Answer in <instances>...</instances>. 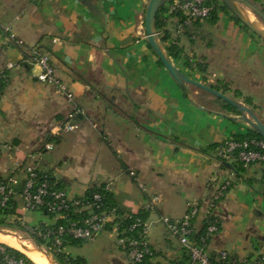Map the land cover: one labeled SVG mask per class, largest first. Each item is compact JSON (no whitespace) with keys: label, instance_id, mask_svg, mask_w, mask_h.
I'll return each mask as SVG.
<instances>
[{"label":"crops","instance_id":"0c3cea01","mask_svg":"<svg viewBox=\"0 0 264 264\" xmlns=\"http://www.w3.org/2000/svg\"><path fill=\"white\" fill-rule=\"evenodd\" d=\"M148 1L0 0V72L6 77L0 92V179L13 178L19 191L26 168L33 167L49 174L69 197L102 187L125 214L147 212L153 255L145 264H191L160 219L180 218L198 202V236L212 191L228 178L231 184L213 209L219 231L207 250L212 257L226 251L249 264L264 261V165L237 172L236 163L227 168L215 152L222 140L246 136L251 129L220 115L239 112L212 94L189 86L193 100L206 110L184 94L146 40ZM261 5L264 9V0ZM163 6L157 31L165 37V49L173 45L178 52L169 57L171 63L189 79L248 106L264 123V40L228 10H218L215 23L184 25ZM35 50L49 57L73 102L53 84L37 80L40 70L29 60ZM9 62L19 67L7 69ZM74 107L80 110L77 129L53 136L52 129ZM15 200L25 225L52 224L42 212L22 211L20 198ZM4 235L53 264L25 239L0 232ZM117 237L113 223L92 241L75 243L84 245L80 253L67 251L73 244L64 252L86 264H130Z\"/></svg>","mask_w":264,"mask_h":264},{"label":"built area","instance_id":"2783aa9c","mask_svg":"<svg viewBox=\"0 0 264 264\" xmlns=\"http://www.w3.org/2000/svg\"><path fill=\"white\" fill-rule=\"evenodd\" d=\"M217 1L220 2V0H169L166 4L171 12H180L186 17L185 24H190L192 21L202 22L206 20ZM16 44L22 45V42L16 40ZM29 60L40 70L36 76L39 82L53 84L65 95L68 101L73 102V95L67 90L66 85L55 76L46 54H42L38 50L32 51ZM18 67L19 64L10 62L7 64V69ZM3 82H6V77L0 72V92ZM79 114L80 110L74 107L68 114L67 120L52 129L53 136L58 137L63 133L75 131L78 127L77 116ZM45 147L51 149L53 143H48ZM215 152L221 163H236L243 167H248L254 163L264 165L263 139L226 138L218 143ZM25 173L26 176L19 191L16 190V182L13 178L0 179V206H4L14 196L20 198L22 211H39L49 215L53 221L52 224H45L43 227L23 226L32 239V236L41 239L40 247L44 248L43 253L54 258L55 253L63 252L64 248L61 249V246L65 238L82 242L92 241L105 224L114 219V213H96L94 211L100 206L101 197L99 194H94L90 201H84L83 198L79 197H69L62 190H53L46 177L36 183L37 170L35 168L27 167ZM129 175L134 180H138L134 171H130ZM230 184L231 181L228 178L223 179L212 191L204 209L203 231L197 239H194L193 236L195 234L194 219L201 207L198 202L192 203L180 218L163 216L160 219L167 234L176 239L188 254L191 264H249L248 259L233 256L226 251L219 252L212 259L207 250L210 238L219 231V224L213 215V209L222 199ZM140 187H142L141 184ZM154 200H157V197ZM151 204L147 205V210L151 208ZM71 213H77L78 216L72 219ZM149 228L150 223L147 219L141 221L137 218L128 227L129 232L140 229V233L136 237L125 238L118 231V244L123 249L130 264H142L146 257L152 256L153 250L147 240ZM0 253L3 254L0 264H25L23 258L5 253L2 246H0ZM254 264H264V261L255 260Z\"/></svg>","mask_w":264,"mask_h":264},{"label":"trees","instance_id":"16d2710c","mask_svg":"<svg viewBox=\"0 0 264 264\" xmlns=\"http://www.w3.org/2000/svg\"><path fill=\"white\" fill-rule=\"evenodd\" d=\"M252 1L262 8L261 0H252ZM165 10H166L165 6H162L159 9L158 13L156 14L155 25H156V29L158 31L163 26V19L161 16L165 12ZM218 10L227 11V9L222 5V3L217 1L216 5L214 6L213 10L210 13V16L206 20L209 21L210 23H215L217 20V11ZM172 14L177 16L180 23L186 25L185 24L186 17L183 16L180 12H172ZM231 17L234 19L235 22L240 23L233 15H231ZM206 20H204V21H206ZM197 23H200V22L196 20V21H192L190 24H197ZM243 27L245 29H248L245 26H243ZM162 41H165V37L162 38ZM18 46H21V45H18ZM166 50H167L169 57H176L178 55V52L176 51V48L173 45L167 47ZM30 55H31V52H30ZM197 67L199 70L204 71L202 64H200V63L197 64ZM4 84L5 83L3 82L2 88H3ZM246 102L248 103L249 101L246 100ZM225 104L227 106L231 107L229 104H227V103H225ZM232 138H235L238 140H242V139H246V138L263 139L261 136H259L257 133H255L252 130H250L249 134L246 136H234ZM235 167H236L237 172H239L241 169L244 168L241 164H236ZM44 177H46L48 179L50 187L53 190H61L57 186H55V184L52 181L49 174L38 171V170H37V178H36L37 181H36V183H39ZM94 194H99L101 197L99 208L94 209V211L96 213H100V212L114 213V219L112 220V222L106 223L104 228H107L114 223L117 225L118 231L120 233H122L121 236H123L125 238L136 237L138 235V233H140V229H136L133 232H129L128 227L137 218L141 221H145L147 219V212L146 211L138 212V213H134V214H125L122 210H120L118 208L113 196L107 190H105L102 187L93 188L91 190H88L82 197H79V198H83L84 201H90ZM16 205H17V202L15 200V197L13 196L7 201V203L4 206H0V216H1L0 217V225L6 226V227H13V226L18 227V226H24L25 225L24 223H22V219L20 218V215L17 214V212H16ZM42 213H44V212H42ZM83 214H84V212H83ZM45 215L49 216L48 214H45ZM70 216L73 219V218H76L78 216V214L77 213H71ZM39 227H43V225H39ZM198 236H199V234H198ZM198 236H193V238L197 239ZM32 237H33L34 241H36L37 244L40 245L42 243L41 239H39L38 237H36V236H32ZM79 242H82V241L74 240L71 238H65L64 243L61 246V249L64 248L67 244H70V245L73 244L74 245L75 243H79ZM0 246H2L4 248L5 253H7L9 255H13L17 258H20V257L23 258L25 260V264H34L32 261L29 260V258L26 255H24L19 250L12 248L10 246H7L6 244H2V243H0ZM2 257H3V254L0 253V262H1ZM150 257H152V256H150ZM150 257H146L143 260L142 264H145L146 260H148ZM214 258L215 257H212V259H214ZM54 259L57 262V264H86V261L84 258H82L80 256L72 257L64 251L63 252L59 251V252L55 253ZM188 259H189V256H188Z\"/></svg>","mask_w":264,"mask_h":264},{"label":"water","instance_id":"95a60500","mask_svg":"<svg viewBox=\"0 0 264 264\" xmlns=\"http://www.w3.org/2000/svg\"><path fill=\"white\" fill-rule=\"evenodd\" d=\"M169 0H149L144 16V30L146 40L156 54L164 68L168 71L173 80L180 86L184 94L200 109L206 110L198 105L192 98L190 85L196 86L213 96L225 101L235 108L239 115L231 116L220 114L232 122H245L249 128L264 139V123L255 115L253 110L248 106L240 103L232 97L220 93L209 86L189 79L185 74L178 70L170 61L163 41L156 29L155 17L159 9ZM222 5L246 28H248L256 36L264 40V10L252 0H220ZM227 168H232L228 162L223 163ZM3 230L0 229V232ZM38 246H40L38 244ZM39 249V248H38ZM39 251H41L39 249ZM42 252V251H41ZM47 258L51 259L53 264H57L52 256L42 252Z\"/></svg>","mask_w":264,"mask_h":264},{"label":"rangeland","instance_id":"374dc122","mask_svg":"<svg viewBox=\"0 0 264 264\" xmlns=\"http://www.w3.org/2000/svg\"><path fill=\"white\" fill-rule=\"evenodd\" d=\"M0 229L3 231H7V232H11L16 234L17 236L25 239L26 241H28L32 246L39 248L40 246H38V244L36 243V241H34L31 236H29V234L25 231V228L23 226H13V227H6V226H2L0 225ZM2 244H5L3 242H0ZM7 245V244H6ZM9 246V245H7ZM83 244H77V245H72L70 246L69 249H67V251L71 254L74 255L75 253H80L81 250L84 249ZM11 247V246H10ZM81 247V248H80ZM13 248V247H12ZM86 248V247H85ZM41 251H44L43 247L39 248ZM24 254V253H23Z\"/></svg>","mask_w":264,"mask_h":264},{"label":"bare ground","instance_id":"6f19581e","mask_svg":"<svg viewBox=\"0 0 264 264\" xmlns=\"http://www.w3.org/2000/svg\"><path fill=\"white\" fill-rule=\"evenodd\" d=\"M2 239H0L1 241L2 240H5V242H7L8 244L14 246V247H17V248H20V245L17 244V242L14 240V239H11L10 237L4 235V237H0ZM15 242V243H13ZM13 247V248H14ZM27 247V246H26ZM21 249V248H20ZM23 252H25L30 258L31 260L35 263V264H52L50 263L49 261H47L45 258H43L41 255H38V254H35V253H32L31 251H29L28 249H21ZM27 256V257H28ZM51 260V259H50Z\"/></svg>","mask_w":264,"mask_h":264}]
</instances>
